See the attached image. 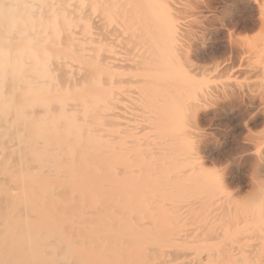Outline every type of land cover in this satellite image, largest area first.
Returning <instances> with one entry per match:
<instances>
[{
	"label": "bare ground",
	"instance_id": "obj_1",
	"mask_svg": "<svg viewBox=\"0 0 264 264\" xmlns=\"http://www.w3.org/2000/svg\"><path fill=\"white\" fill-rule=\"evenodd\" d=\"M193 2L0 0V264H154L165 240L148 226L166 200L191 218L222 204L215 236L264 235V190L256 191L264 189V157L252 154L262 155L264 137L248 148L263 163L255 174L262 182L252 178L262 209L234 211L240 220L228 210L225 218L232 195L213 197L215 181L198 161L206 140L181 124L189 111L199 115V75L246 68L264 83V12L247 28L257 32L252 39L226 30L230 46L218 51L211 47L216 18H191ZM206 48L207 64L234 58L236 69L211 64L206 73L192 61ZM234 91L223 106L240 94ZM257 96L264 98V86ZM186 137L196 140L186 144ZM207 236L186 241L203 251ZM248 246L198 260L264 264V238Z\"/></svg>",
	"mask_w": 264,
	"mask_h": 264
},
{
	"label": "rangeland",
	"instance_id": "obj_2",
	"mask_svg": "<svg viewBox=\"0 0 264 264\" xmlns=\"http://www.w3.org/2000/svg\"><path fill=\"white\" fill-rule=\"evenodd\" d=\"M199 1H201L202 4H200ZM230 1L231 0H198L199 6L194 2L191 4L189 3V5L192 7V9L190 7L191 12L193 13V14L191 13L192 14L191 18L197 19V21H200L201 23H203V17L205 14H206L205 16H207V14H210V15H213L214 18H216V19H214L215 21L212 20L213 21L212 27L213 26H214L213 28L216 27L215 29L217 30L215 33L216 35L213 38V39H215V42L213 43L214 47H213V44L211 46L213 50H218V51L222 50L225 47L226 43H227V47H228V45L230 44V39L232 38V36L236 39L241 40V41L242 40L244 41V39L246 38L245 40L248 41V40L253 38V36H251V35L255 36V34L257 33L255 31L250 32L249 30H247V28H249L251 26V22L253 21V19H256V17H258L260 14H262V13H260L261 11L264 12V0H241L242 3L240 2L237 5L235 3H232V1L231 2ZM196 5H197V7H196ZM200 6H202V7H200ZM196 14H198V15L196 16ZM202 15H203V17H202ZM221 30H223L224 33ZM226 30L229 33L230 32L233 33V35L230 36V39L228 37L229 33H227ZM234 38H233V40H234ZM213 39H212V41H214ZM226 40H228V42ZM241 44H242V42H241ZM223 45H224V47H223ZM245 45L243 47H247L248 44L246 46ZM241 47H242V45H241ZM201 56L202 57H200V59L198 57L192 58V61L194 59L195 63L198 66H200L201 68L206 67L205 68V70L207 69L206 73L209 72L208 67L210 69H212V65H215V66L219 65V68L223 69V67L229 63H231V65L233 67L235 66L234 64L238 63L237 60L236 59L234 60V58H233L234 61L233 60L230 61L229 59H227L226 61L223 60V62H225L223 64H222V59H220V61H219V59H216V61L217 60L219 61L217 64H214V63H216L215 59L210 60L213 63H211L209 61L210 63L207 64L208 63V62H206V61H208L207 60V48L204 50V52L201 54ZM253 59H255V58H253ZM256 59H258V58L256 57ZM197 60H198V62H197ZM256 62H257V60H256ZM202 64H204V65L202 66ZM220 64H222V65L220 66ZM210 65H211V67H210ZM235 67H237V65ZM235 67H234V70L236 69ZM241 68H244V67H241ZM236 70L233 71L234 73L233 72L232 73L229 72V74L223 73L225 75H223L222 73H215V72H214L215 73L214 74V73H212L213 72L212 70L208 74H205L206 76L204 74L199 75L198 78H200V76H202L204 81H202L200 79L197 81L199 83L196 82L197 84H196L195 88L197 89V94H196L197 97L194 96L195 95L194 92H196V89H194L195 91L193 90V92H192V95L194 94L193 95L194 99H196V101H198L196 104H194V106L197 107L199 115H197V116L195 115L196 117L195 116L193 117L192 116L193 114L191 115V111H189L188 114L184 115V117L182 118L183 121L181 120L182 121L181 124L182 125L185 124L183 126V128H187L189 130H194L195 132L198 133V135H200L203 139L206 140L204 143L205 145H204L203 149L199 150V153H198L199 154L198 155L199 160L198 161L200 162L201 165H203L204 170H203V168H202V170L204 172L207 171L206 174H208V175H206L204 173L206 175L207 181L209 182V178H210V182L212 180H213L212 182L215 181L214 185L216 184V186L220 183L218 185L219 188L216 186L214 187V188L219 189V190L215 189V191H217V192H214L215 196H213V192H212V195H210V196H213L215 198V197L221 195L220 198H222V196H223V197H225L224 199L227 200L228 197L226 198V196L232 195L231 199H232L233 203H232V201H231V203H230V201L225 203L226 200L224 201V199H223V201L226 204V206H224L225 209L227 207L226 211L230 210L232 213H234V214L231 213L232 216L234 215L235 217H236L235 213L237 211L238 212L240 211V213L242 215L244 213V211H248L252 207L254 208V210L256 209V211L260 210L261 207H259V205H260V203L262 204V202L259 203V200H262V199L257 198L256 194L259 191L264 190V189H262V187H260V185L258 186L259 183H257L258 187H256V191H257V189H258V191H257V193H256V191H254L255 186H256V183H254V182L256 179H259V177L257 178V175L255 176L257 171H259L257 169L258 167H256V166L259 163L261 165V163L263 162L262 161L263 159L261 160V156H262V158L264 157V154H263L264 151L262 150V155L260 154V156H256L255 150L252 147L255 144L250 146L251 143H254V142L257 143V142L261 141L264 137L263 136L264 135V112H263L264 98H261V96H257V95H260L261 90L263 89L264 83H263V80L261 78H260L261 80L259 79V76L256 78L257 75L256 76L254 75V77H253V76H250L251 74H249V72L247 74L246 68H245L246 73L243 69L238 70V71H236ZM242 71L244 73H241ZM210 74L212 76H209V78H208L207 76ZM219 74L222 76H220ZM216 75H219V76H216ZM198 78H196V79H198ZM260 87H262V89H259ZM227 88H228V90H227ZM234 88H236L237 91H240L241 95L236 93V95H237L235 97L236 99H234L233 101L231 100V102L227 103L228 101H226L225 99H227L229 96L231 97L230 94L234 90H236ZM225 89L227 91H229V93ZM248 89H251L250 92ZM253 90H254V92H253ZM243 91L245 92L244 94H243ZM247 91H248V93H247ZM223 95L227 97V98H224V100H223L225 106H223V103H222ZM247 95H250V96L247 97ZM256 97H257V99H256ZM197 99H199V100H197ZM236 101H238V102H236ZM199 102H201V103H199ZM220 102H221V104H220ZM193 103H195V102L193 101ZM255 103H256V105H255ZM197 104H199L200 106ZM257 104H259V106ZM191 107L192 106H190V109H191ZM186 119H187V121H186ZM124 120H122V121L125 122L126 120L125 121ZM189 122H191V123H189ZM130 123H131V121H130ZM188 123L190 126L188 125ZM193 124H194V126H193ZM202 134H204V135H202ZM260 134L262 135V137ZM256 138L257 139L259 138L258 141ZM253 139H256V140L253 142ZM186 140H187L186 144H188V143L191 144V142L195 141L196 138L186 137ZM190 140H192V141H190ZM247 142H248V144H247ZM249 146L252 147L251 150H254L253 153L250 149L248 150V148H250ZM248 151L250 154L251 153L253 154L254 158L260 157L259 159L262 162L259 161V163H257L258 159H257V161L254 159L256 161L254 163V160L252 159L253 157H252V155L249 156ZM252 160H253V162H252ZM261 173H262V171H261ZM263 175H264V173H263ZM263 175L260 176V178H262ZM255 177H256V179H255ZM252 178H254L255 180ZM259 180H261V179H259ZM262 180H261V182H262ZM263 182H264V180H263ZM263 182L261 183V186H262V184H264ZM253 187H254V189H253ZM262 191L260 193H262ZM224 192H225V194H224ZM254 192H255V194H254ZM258 195H259V193H258ZM218 199H219V197H218ZM263 200H264V198H263ZM217 202L218 201H216L215 204ZM236 203H237V205H236ZM221 205L222 204H220L219 206L221 207ZM229 205L232 208L234 206V208L231 209ZM215 206L218 207V210H217V208L215 209V207L213 206L214 208L213 207L210 208V210H208L210 213H208V212H206L207 210L205 209L206 211L204 212V214H199L198 218H196V216L194 218L193 215H192L193 216L192 218L190 217L191 215L185 216L183 213V210H182L183 207H179L177 204H175V205L171 204L170 200H166L161 206H159L157 209H155L156 216L155 217L153 216L154 217V219H153L154 224L151 223L152 227H151V224H149L148 227L149 228H155V230L160 229L161 233H159V234L162 237V239H164L165 241L157 249V251H156L157 254L154 253L153 259H150V263H152L151 261H154L155 262L154 264H156V263L157 264H195V263L200 264L201 261L199 262L198 255L200 256V258H199L200 260L202 258L201 263H205V262L207 263V258H208L207 255L209 256L210 260L212 259V261H214L216 259L215 255H219L218 253H223L224 248H226L225 252L227 253V255L236 256V255L241 254L242 251H240V250H243L244 246H245L244 250H246V249L249 250L251 247L248 245L252 244V248L254 249V245L256 244L257 240L259 239V241H260V239L264 238L263 234L258 236V233H256V235H254V236L253 235L251 236L250 234H246L247 237L244 234H241L244 237L240 236V235H235V234L227 236V237L226 236L221 237L220 235H218V236H220L221 239L218 238V240L217 239L215 240V238L218 237V236H215V233L218 232V230H220L219 226H221L220 223H222V221H223V219L220 220L218 217L219 215H221V214L218 215L219 211L221 210L220 207L217 206V204ZM241 206L246 208V210H244V208H242ZM250 206H252V207H250ZM260 206L264 207L263 204ZM216 210L218 211V213H216L217 212ZM214 211H215V213H214ZM234 211H236V212H234ZM131 212H132V214L134 213V211H131ZM227 213H229V211L225 213V216H224L225 218L227 216H229V214H230L229 213L227 215ZM212 214L215 215L214 218H213ZM209 215H210V218H212L210 220L207 219L209 217ZM234 216H233V218H234ZM237 217H241V216H237ZM150 218H152V217H150ZM150 218H149V221H150ZM216 218H218V219H216ZM220 218H221V216H220ZM229 218H232V217L229 216ZM213 219L218 220V222H220V223L214 222ZM237 219L240 220L241 218H237ZM211 220L214 222V224L217 226V228L215 227V225H213V222ZM207 223L209 224V226L212 224L211 227L207 226L208 225ZM207 230H208V232H207ZM202 233L204 235H202ZM212 233H214V235ZM248 233L252 234V232H248ZM207 234L209 236H207ZM211 234L213 235L212 237H211ZM205 235L207 236L208 239H210V238L214 239V242H211L212 241L211 239L210 240L207 239V241H209V242H206L207 247H205L206 244L203 246L204 247L203 251L197 252L194 249L195 247H192L194 244L190 245V243H188L186 241V240L191 239L192 237H198V236L199 237H206ZM248 236L254 237V238L257 236L258 238L256 237L257 240L255 238L256 241H254V238H249ZM260 237H262V238H260ZM222 238H224V239H222ZM238 238H241L242 240L241 239L238 240ZM232 239L234 240V242H233L234 244L231 243ZM243 239H245L246 241ZM248 239H253V240L252 241L249 240L251 243L249 242L248 244H246L245 242H248L247 241ZM220 241H222V244H224L223 242H225V244L227 246L224 245L226 247L223 248ZM185 242L188 244H184ZM252 242L255 244H253ZM195 246H196V243H195ZM235 246L241 247V249L240 248L237 249V247H235ZM201 248H202V246H201ZM219 248H222V249H219ZM238 250H239V252H238ZM231 252H233V253H231ZM155 255H156V257H154ZM220 255L222 256V254H220ZM223 255H225V254H223ZM216 257L218 258V256H216ZM203 260H204V262H203ZM210 260H208V261L210 262Z\"/></svg>",
	"mask_w": 264,
	"mask_h": 264
}]
</instances>
